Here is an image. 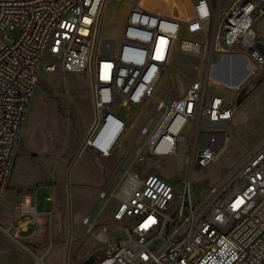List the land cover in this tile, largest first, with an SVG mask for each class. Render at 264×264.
<instances>
[{"label":"built area","instance_id":"1","mask_svg":"<svg viewBox=\"0 0 264 264\" xmlns=\"http://www.w3.org/2000/svg\"><path fill=\"white\" fill-rule=\"evenodd\" d=\"M107 1L0 0V209L47 53L55 61L45 72L87 73L91 79L95 123L82 150L112 156L130 126L120 105L158 102L82 218L101 244L93 264H264V137L203 194L194 191L191 178L195 166L206 169L225 152L236 96L264 69V40L256 28L264 0H133L117 43H106L108 51H102L98 32ZM16 27L21 34L10 39L8 29ZM177 50L199 58L198 73L183 95L166 103L154 92ZM215 55L220 61L242 57L245 78L209 91L211 79L216 81ZM234 72L229 69L230 80ZM181 145L187 174L180 190L158 173L131 171L144 154L174 157ZM113 198L117 204L110 220L121 224L123 238H111L107 226L97 229ZM21 213L33 218L19 223L0 218V232L20 244L23 230L41 216L31 204ZM36 259L44 263L42 256Z\"/></svg>","mask_w":264,"mask_h":264},{"label":"rangeland","instance_id":"2","mask_svg":"<svg viewBox=\"0 0 264 264\" xmlns=\"http://www.w3.org/2000/svg\"><path fill=\"white\" fill-rule=\"evenodd\" d=\"M132 2L133 0L107 1L101 15L98 50L108 51L105 49L106 43H117ZM184 12L187 13L185 9ZM20 34V27L7 31L8 37L13 40ZM184 34L182 31L180 38ZM220 59L217 55L213 57L214 63ZM54 61L50 55L45 54L35 89L37 98L31 106L27 138L25 139L23 133L25 118L9 180V190L15 195L31 194L32 205L39 212H53V226H49L48 218L43 219L39 224L38 235L33 240H23L21 244L0 232V264H65L68 247V264H93L98 260L101 244L87 231V227L82 226V218L91 212L99 191L116 174L132 143L139 136L141 128L152 118L158 104L155 99H151L139 107L120 106L119 110L127 116L130 126L117 151L110 157H101L93 154L90 149H83L70 170L68 180L69 167L78 152L77 138L95 123V108L89 75L62 71L45 72L44 67ZM198 64L199 58L177 50L161 76L154 96L170 103L183 95L198 73ZM232 67H236V64ZM227 71L225 69L217 73L220 76L228 73ZM242 73L244 74V70ZM210 82L212 87L209 91L215 90L214 83L217 81L211 79ZM248 84L239 90L237 104L243 103L247 98L239 100L241 92ZM259 94L261 95L258 93L252 96L241 108L233 122L231 141L229 140L220 158L206 169L199 166L192 169L191 178L197 194H203L206 189L223 179L245 156L249 147L257 142L264 129V107L261 111ZM159 114L155 120L159 118ZM185 153V145H181L179 155L174 157L151 158L144 154L143 161L134 160L131 171L141 174L158 173L167 177V181L176 190H180V182L187 174ZM134 156L135 151L125 164L126 168ZM19 162L21 167H17ZM118 179L119 177L114 184ZM116 204L117 200L113 198L101 215V224L97 228L100 231L102 226H107L111 238L115 239L123 238L121 224L110 220ZM5 210L2 203L0 218L5 219ZM34 227L22 232L21 236L35 235ZM39 255H42L45 263L37 262L35 257Z\"/></svg>","mask_w":264,"mask_h":264},{"label":"crops","instance_id":"3","mask_svg":"<svg viewBox=\"0 0 264 264\" xmlns=\"http://www.w3.org/2000/svg\"><path fill=\"white\" fill-rule=\"evenodd\" d=\"M256 28H257V30H258V32L260 33V35L262 36V39L264 40V16L263 17H261L260 19H258V21L256 22ZM217 56H220V55H217ZM229 59H232V60H230V61H227L226 62V65H228V63H229V66H230V64H232L231 65V67L233 66V64L235 65L236 64V67H234V69H235V72H234V78L236 77V79H235V81L236 82H241L243 79H244V77L245 76H243L244 74L242 73V71L244 70V73H245V63H246V61H244V59L242 58V57H238V56H235V57H231V58H229ZM235 59V60H234ZM238 60V61H237ZM229 66H227V67H229ZM230 67V68H231ZM218 70V67H217V69H216V71H214L213 72V76H215L214 74H215V72H218L217 71ZM228 73H225V74H221L220 76L219 75H217V76H215V80L217 81V82H219V85H217L216 86V90L217 91H220V89L222 88V89H226V85L227 84H229L228 82H230V76H229V71H227ZM238 73V74H237ZM259 74V75H258ZM257 75V78L254 80L253 78L256 76H254L252 79H250L249 81H247L246 83H245V85L246 84H248V83H250V82H254V83H256L257 84V87L251 92V94H249V95H247L245 98V101L243 102V103H240V104H237V107H238V109L236 110V112H235V114H234V117H233V119H232V124H233V122L235 121V119L237 118V115L239 114V112H240V110H241V108L243 107V105L252 97V96H254V95H256V94H258V93H261V95H260V110L262 111V109H263V107H264V92H262L263 90H264V69L263 70H261L259 73H258ZM218 77V78H217ZM242 93V92H241ZM240 94V93H239ZM241 95V94H240ZM237 96H238V94H237ZM237 96H236V99H237ZM121 112V111H120ZM27 113H28V111H27ZM122 113V112H121ZM27 117V116H26ZM28 125H29V122H27V120H26V122H25V126H24V128H23V133H24V136H25V139L27 138V127H28ZM91 126H92V124H91ZM91 126L89 127V129L87 130V131H84V132H82L79 136H78V138H77V146H78V152H77V154L75 155V157H74V159H73V161H72V163H71V165H74V163L78 160V157L81 155V153H82V147H83V143H84V141H85V139H86V137H87V134H88V131H90V128H91ZM233 126V125H232ZM264 137V129H263V131L261 132V134H260V136H259V138H258V140H257V142L255 143V144H257L262 138ZM255 144H253L252 145V147L255 145ZM252 147H249V149H248V151L252 148ZM248 151H247V153H248ZM246 153V154H247ZM94 154V153H93ZM245 154V155H246ZM76 159V160H75ZM21 161V160H20ZM74 162V163H73ZM71 165H70V167H71ZM17 167H21V162H19L18 163V166ZM70 167H69V169H70ZM73 167V166H72ZM18 169V168H17ZM72 169V168H71ZM165 178H167V177H165ZM10 186H11V184H10V181H9V186H8V190H7V192H6V195H5V197H4V200H3V206L5 207V211L3 212V213H5V215H4V218L5 219H10V220H12V221H14L15 223H19L20 221H23L24 219H26V218H33V215H29V214H27V213H21V209H22V207L23 206H25V205H29V204H31L32 205V195L31 194H26V195H22V196H17V195H15L13 192H11L10 190H9V188H10ZM55 197V194H54V196H53V198ZM54 200V207L56 206V203H55V199H53ZM33 206V205H32ZM36 207V206H35ZM36 210H37V207H36ZM38 211V210H37ZM39 212V211H38ZM39 213H41V216L38 218V220L37 221H31L30 223H29V225L26 227V229L25 230H23V232H25V231H29L30 230V228H31V226H35L34 227V230H35V235H29V236H26V237H24L25 238V240L26 239H30V240H33L35 237H36V235H38V228H39V224L41 223V221L43 220V219H45V218H48V222H49V226L52 228V226H53V220H52V218H53V216H52V213L53 212H39ZM86 216V215H85ZM84 217V216H83ZM29 229V230H28ZM2 256V255H1ZM39 256H42V255H39ZM37 257V256H36ZM35 257V258H36ZM69 258V257H68ZM45 263V262H44Z\"/></svg>","mask_w":264,"mask_h":264},{"label":"bare ground","instance_id":"4","mask_svg":"<svg viewBox=\"0 0 264 264\" xmlns=\"http://www.w3.org/2000/svg\"><path fill=\"white\" fill-rule=\"evenodd\" d=\"M105 6V5H104ZM103 12V11H102ZM100 29V28H99ZM230 60H232V59H229V58H225V59H223V60H221L220 62H216V64L217 65H214L213 66V70L214 71H216V69H217V67H218V72L220 73L221 72V70H225V69H227L228 71H229V69H233V67H231V65L232 64H230V66H229V63H228V65H226V62L227 61H230ZM235 60V59H234ZM233 61V60H232ZM238 61V60H237ZM227 66H229V67H227ZM231 67V68H230ZM212 70V74H213V71ZM216 74H217V72H216ZM214 74L215 76H217V75H219V74ZM245 74H246V72L244 73V75L243 76H245ZM215 76H213V77H215ZM230 76V75H229ZM218 78V77H217ZM236 78V77H235ZM245 78V77H244ZM234 80V78L233 79H231L230 80V82H228L230 85H236V84H238V83H240V82H238V83H236V81H233ZM34 95L32 96V99H31V104H30V106H29V108H28V113H27V117H26V120H27V122H29L30 121V116H31V106L34 104V102L36 101V98H37V93H36V91H35V93H33ZM37 103V102H36ZM39 103V102H38ZM120 106H124V107H130L131 105H129V103H127V102H123ZM35 107V106H34ZM33 108V107H32ZM34 113V112H33ZM33 115V114H32ZM27 134V133H26ZM231 141V140H230ZM17 154V153H16Z\"/></svg>","mask_w":264,"mask_h":264},{"label":"water","instance_id":"5","mask_svg":"<svg viewBox=\"0 0 264 264\" xmlns=\"http://www.w3.org/2000/svg\"><path fill=\"white\" fill-rule=\"evenodd\" d=\"M257 87V84L254 83V82H250L248 85H247V88L242 91L240 97H239V100L240 99H243L245 98L248 94H251V92ZM76 160V159H75ZM74 163V162H73ZM73 165H71L69 171H68V180H69V174H70V170L72 168ZM68 185L70 186V182H68ZM69 209H71V204H69ZM70 213V212H69ZM71 217V215H70ZM69 239L71 240V233L69 235ZM69 250H70V247H68L67 249V254H66V260H65V264H68V257H69Z\"/></svg>","mask_w":264,"mask_h":264}]
</instances>
